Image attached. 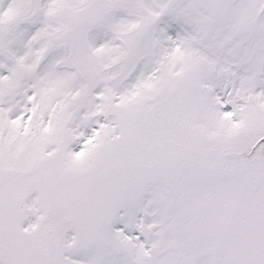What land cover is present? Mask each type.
<instances>
[{"label": "snow or ice", "instance_id": "snow-or-ice-1", "mask_svg": "<svg viewBox=\"0 0 264 264\" xmlns=\"http://www.w3.org/2000/svg\"><path fill=\"white\" fill-rule=\"evenodd\" d=\"M0 264H264V0H0Z\"/></svg>", "mask_w": 264, "mask_h": 264}]
</instances>
